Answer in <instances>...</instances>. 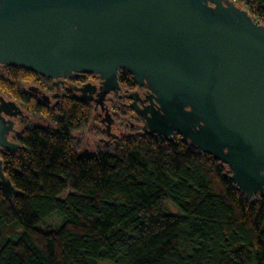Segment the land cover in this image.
I'll return each mask as SVG.
<instances>
[{"label":"trees","instance_id":"trees-1","mask_svg":"<svg viewBox=\"0 0 264 264\" xmlns=\"http://www.w3.org/2000/svg\"><path fill=\"white\" fill-rule=\"evenodd\" d=\"M230 1L264 25V0ZM118 83L127 95L137 88L126 71ZM29 87L52 91L50 79L0 66V96L37 121L21 118L10 137L19 148L0 150L18 192L0 191V264H264V199L239 192L226 165L136 122L82 151L77 135H103L92 106L67 92L52 110ZM120 102L118 116L131 118ZM54 214L58 226L38 228Z\"/></svg>","mask_w":264,"mask_h":264},{"label":"water","instance_id":"water-1","mask_svg":"<svg viewBox=\"0 0 264 264\" xmlns=\"http://www.w3.org/2000/svg\"><path fill=\"white\" fill-rule=\"evenodd\" d=\"M0 66L27 69L53 86L98 76L97 92L90 84L73 89L79 101L100 108L113 139L105 99L121 91L118 74L126 71L147 88L143 108L137 92L128 94L130 109L143 119L141 132L167 140L178 134L226 165L248 199H264V25L233 1L0 0ZM28 91L50 103L38 88ZM21 117L28 119L0 96V150L19 148L9 136ZM0 191L5 199L18 195L1 160Z\"/></svg>","mask_w":264,"mask_h":264},{"label":"flooded vegetation","instance_id":"flooded-vegetation-1","mask_svg":"<svg viewBox=\"0 0 264 264\" xmlns=\"http://www.w3.org/2000/svg\"><path fill=\"white\" fill-rule=\"evenodd\" d=\"M53 82L54 81L51 80L52 91L50 92V94L52 96L53 94L58 93L59 94V99L58 100L52 99V100H54V103L51 104V96H49L50 97V103L48 104V106H50V107L52 105H54L56 103V101L60 100L62 94L67 93V92H69L72 96H74V97H76L78 99L80 97V93L78 91L74 90L73 89L74 87L80 88V87H82L85 84H90L91 86H94L96 88V92H97L101 81L98 78V76H96V75H84V74H82V75H77V76L70 77V78H63V79L60 80V83L58 84V86H53L52 85ZM133 92H137V94H138L137 105H138L139 108H143V107H146V106L149 105V101L146 100L147 97H148V93H147V88L146 87H138L137 86L136 90L133 91ZM85 96L89 97L90 95L86 94ZM124 96L127 97V99H128V95L124 94L122 91H120L117 94H109L106 97V99H105V106L108 109V112L111 115V117H113V119H114V117L119 118L116 109L121 104L120 100ZM92 97L95 98V94H93ZM130 102L131 101L129 100V105H130ZM87 104L93 105V111H94V113H96L95 115H96V117H97V119L99 121V125H101L103 127V128H101V131H102L103 135L106 136L105 133H104V126L105 125L101 124V122H100L101 119L104 118V114L102 115L100 113L101 111L99 113H97V109L98 108H95V105H94L93 102H87ZM99 110H100V108H99ZM131 118L133 120H135L136 128L141 131L143 123H144L143 119L139 115H137L134 111H132V110H131ZM14 120L15 119H13V121ZM14 123H15V121H14ZM113 124H114V121L111 123V128H112ZM14 126H15V124H14ZM111 128H110V133H111ZM113 135H115V134H113ZM121 135L122 134L119 132V135H116V136L119 137ZM108 138L112 139L113 141L115 140V139H113L111 137H108Z\"/></svg>","mask_w":264,"mask_h":264},{"label":"rangeland","instance_id":"rangeland-1","mask_svg":"<svg viewBox=\"0 0 264 264\" xmlns=\"http://www.w3.org/2000/svg\"><path fill=\"white\" fill-rule=\"evenodd\" d=\"M45 95H48V96H51L50 93L48 94H45ZM54 103V100L51 99V104ZM92 108H93V105H91ZM100 110L99 108L97 109V113H99ZM102 115L103 113L100 112ZM95 115V113H94ZM101 115V116H102ZM28 117V116H27ZM96 117V115H95ZM119 117V116H118ZM21 118H17L15 119V126H14V129L19 131L22 127H23V122L20 120ZM22 119H24L25 121H32L33 123H37V121L35 120H31L29 117L28 119H26V117H22ZM113 119V117H112ZM126 119L129 121V123H135V120H133L132 118H124V117H114L113 121H114V124L112 125V128H111V133H114L115 135H119V132L122 133L123 135L124 134H129L130 133V130L134 129L135 128V125H133L131 127V129H128L129 127V123L126 121ZM96 120L97 122H94V124H98L99 128L101 129L102 126L99 125V121L96 117ZM118 126V129H116L115 127ZM11 135L9 136V139H10ZM77 137H81L82 138V142H83V149L82 151H90V152H94L96 150V148L98 147L99 144H104V145H108L110 144L113 140L104 135L98 137V138H94L90 133H85L83 135H77ZM98 139H104L105 142L107 140H110L109 143L105 144L103 142H101L100 140ZM98 140V141H97ZM64 197V195L62 196V198ZM169 211H171L172 213H176L175 209L168 205L167 206ZM62 222V219L59 215H52L50 218L46 219L45 221L41 222L38 224V228L39 229H45L46 226H52V227H56L58 226L60 223Z\"/></svg>","mask_w":264,"mask_h":264}]
</instances>
